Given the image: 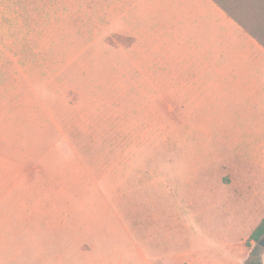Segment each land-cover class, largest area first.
<instances>
[{"label": "rangeland", "instance_id": "obj_1", "mask_svg": "<svg viewBox=\"0 0 264 264\" xmlns=\"http://www.w3.org/2000/svg\"><path fill=\"white\" fill-rule=\"evenodd\" d=\"M116 41L104 0H0V264H264V161L143 109Z\"/></svg>", "mask_w": 264, "mask_h": 264}, {"label": "crops", "instance_id": "obj_2", "mask_svg": "<svg viewBox=\"0 0 264 264\" xmlns=\"http://www.w3.org/2000/svg\"><path fill=\"white\" fill-rule=\"evenodd\" d=\"M104 30L143 109L197 145H227L231 160L264 161V47L218 4L104 0Z\"/></svg>", "mask_w": 264, "mask_h": 264}, {"label": "trees", "instance_id": "obj_3", "mask_svg": "<svg viewBox=\"0 0 264 264\" xmlns=\"http://www.w3.org/2000/svg\"><path fill=\"white\" fill-rule=\"evenodd\" d=\"M234 18L264 47V0H213ZM264 237V216L249 234L250 241L259 242ZM247 264H262L260 254L250 255Z\"/></svg>", "mask_w": 264, "mask_h": 264}, {"label": "water", "instance_id": "obj_4", "mask_svg": "<svg viewBox=\"0 0 264 264\" xmlns=\"http://www.w3.org/2000/svg\"><path fill=\"white\" fill-rule=\"evenodd\" d=\"M260 246H264V237L258 242Z\"/></svg>", "mask_w": 264, "mask_h": 264}]
</instances>
